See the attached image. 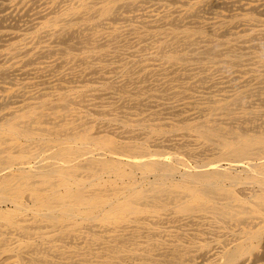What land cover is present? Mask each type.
I'll use <instances>...</instances> for the list:
<instances>
[{"label":"bare ground","instance_id":"6f19581e","mask_svg":"<svg viewBox=\"0 0 264 264\" xmlns=\"http://www.w3.org/2000/svg\"><path fill=\"white\" fill-rule=\"evenodd\" d=\"M0 264H264V0H0Z\"/></svg>","mask_w":264,"mask_h":264}]
</instances>
